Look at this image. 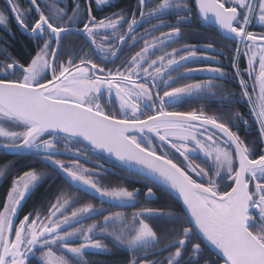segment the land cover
I'll return each instance as SVG.
<instances>
[{
	"label": "snow or ice",
	"instance_id": "obj_1",
	"mask_svg": "<svg viewBox=\"0 0 264 264\" xmlns=\"http://www.w3.org/2000/svg\"><path fill=\"white\" fill-rule=\"evenodd\" d=\"M27 2L30 7L21 10L20 0H5L12 18L33 38L37 51L24 63L8 55L11 62L0 67V147L28 152L53 167L73 187L90 191L104 202L120 207L139 203L140 189L105 186L98 179L107 171L103 165L97 163L99 170H92L79 163L81 157L89 159L86 146L73 152L76 159L71 163L56 158L66 154V142H87L92 152L108 153L127 164L129 171L137 168L143 174L140 182L146 185V202L156 198L155 188H166L181 198L183 211L176 214L143 206L130 217L122 212L110 213L102 222L72 227L106 209L86 203L67 214L77 201L62 192L54 202L24 215L16 224L26 193L48 175L30 169L13 181L0 210V264H31L29 256L37 252L40 264H71L54 248L70 254L76 264H88L84 259L87 249L107 248L94 239L96 235L111 236L130 252L140 253L133 255L129 264H198L197 254L202 252L204 241L218 250L223 264H264V154L252 158L254 150L229 127L238 120L247 121L230 110L214 115L203 110H166L188 97L215 95L213 90L222 87L212 81L172 87L181 77L194 72L226 76L218 67L185 68L175 78L169 75L196 58V52L190 51L196 46L172 48L152 58L157 50L182 35L179 25L190 22L192 8L186 0L183 4L160 0L151 8V0H138L139 17L133 13L129 19L115 12L100 20L90 6L81 12L77 4L68 15L67 8L57 6L63 0ZM96 3L106 5L110 0ZM195 4L199 16L211 18L221 30L247 46L250 69L259 53V108L252 111L264 142V32L248 31L254 20L264 27V0H195ZM172 9L177 10L175 25L159 19ZM153 19L158 23L134 35L138 25ZM7 23L8 18L0 11V25L7 28ZM124 25L126 30L121 31ZM163 27L170 30L150 41L143 39ZM102 33L105 35L98 42ZM69 35L84 38L78 48L64 43ZM141 40L143 46L138 51L115 65L125 45L134 48ZM253 46H258V53ZM181 52L185 54L179 55ZM240 54L237 48L233 67ZM93 55L102 64L113 63L114 68L102 67L90 58ZM235 75L240 76L238 68ZM239 83L241 97L251 102L248 85L243 79ZM162 88L169 90L161 94ZM232 96L235 94H225L223 99L231 100ZM114 103L118 108L112 107ZM5 125L20 130H9ZM154 139L160 143L155 144ZM62 141L65 152L57 147ZM197 153L202 154L205 166L194 163L192 157ZM176 154L182 159L178 160ZM159 217L168 218L172 226L158 229L150 221ZM193 238L201 242L192 243ZM189 243L191 252L185 259ZM169 249L174 251L167 257L147 259Z\"/></svg>",
	"mask_w": 264,
	"mask_h": 264
},
{
	"label": "flooded vegetation",
	"instance_id": "obj_2",
	"mask_svg": "<svg viewBox=\"0 0 264 264\" xmlns=\"http://www.w3.org/2000/svg\"><path fill=\"white\" fill-rule=\"evenodd\" d=\"M39 2V0H38ZM160 0H151V5L149 8L154 7L158 4ZM179 3L183 4L185 0H178ZM187 5L192 8V16L189 23H184L179 25L182 30V35L173 43L167 44L163 49L157 50L153 55V59L157 56L164 54L165 52H171L172 48H180L184 46H196L191 47L190 51L196 52V58L189 63H186L183 67L176 69L175 71H170L169 75L176 77L178 73L184 72L185 68H204V67H218L226 73V76L221 78L218 75L214 76L207 72H194L190 76L181 77L173 83L172 87L182 86L185 83H194L200 81H212L215 84L221 85L222 87L213 90L215 95H208L207 97L200 99L195 97H188L183 99L182 102L174 107H169L168 111H200L203 110L207 115H214L225 111H231L232 113L242 114L244 120L247 121L245 124L242 120L235 122V126L229 124L231 130L237 133L244 144H246L250 149L254 150V156L252 158H258L259 155L264 154V142H262L259 128L260 124L256 118L255 113L252 111L253 107L259 108V97L260 88L259 82L256 79L259 75V53L258 46H253L254 50H257V58L253 62V66L250 69L248 63V57L251 55L247 51V46L239 42L238 38L225 37L215 26L210 25L201 16L197 14V9L194 0H186ZM118 3V4H116ZM127 0H110L109 4L98 5L96 0H63V3H58V7L67 8L68 15L73 14V9L78 4L80 6L81 12H84L87 7H91L92 14L100 20L104 17L111 16L112 13L122 12L129 19H131L132 14L135 13L139 17L140 9L138 7V0L130 2L127 5ZM116 4V5H114ZM231 6V5H226ZM27 0H20L21 10L29 8ZM0 11L4 12L5 16L8 18L7 28L0 25V67H3L4 63H10L7 60V56L11 55L20 63H24L26 60H30L32 56L36 54V46L33 38L25 32L12 18V13L8 11V5L5 0H0ZM177 10L172 9L167 12V14L161 16L159 19L167 24L175 25L177 19ZM47 14V13H46ZM184 15V13H179ZM33 17L36 15L33 12ZM86 18V17H85ZM158 23L157 20H148L145 23L138 25L135 29L134 35L139 36L146 29L151 28L152 24ZM126 25L121 31L126 30ZM169 27L159 28L156 31L151 32L149 35L144 36V40H151L152 37L159 36L161 32H168ZM248 31L254 33L264 32V27L260 26L255 20L248 27ZM105 34L102 33V39ZM82 36L69 35L65 38L64 43L66 45H71L78 48L80 43L83 41ZM211 44V48H205L206 45ZM143 46V40H141L134 48H129L127 45L124 47V51L120 53V57L115 60V65H119L121 60L124 59L129 53L134 54L138 51L140 47ZM241 49V54L239 55V72L240 76H236L238 65L233 67V59L236 57V49ZM6 50V51H4ZM87 51V48H85ZM181 52L179 55H184ZM96 63H101L100 59L93 55L90 57ZM207 58V59H206ZM238 59V58H237ZM102 67L107 69L114 68L113 63L102 64ZM246 82L248 85V91L251 96V102L248 97H241L240 88V78ZM167 79V76L165 77ZM141 83L145 81L141 80ZM151 87V85H149ZM169 89L162 88L160 93ZM235 94L231 97V100L223 99L225 94ZM115 100V97H113ZM112 107L118 108V103H114ZM150 114V113H147ZM143 119V117H141ZM9 127V130L19 131L20 129ZM219 135V134H218ZM47 138V137H46ZM2 139V138H0ZM68 148L65 155L57 156V159L65 160L71 163L76 157L73 155L78 148L86 146L88 148L86 155L89 157L85 160L83 157L79 159V163L84 167L99 170L96 168V164L99 163L103 165V168L107 171L98 179L105 186H127L129 189L138 188L141 190L140 202L134 206H115L99 199L94 193L90 191H82L79 188L73 187L65 177L59 174L53 167L44 163L41 159L29 154L24 150L11 151V149H5L0 147V169H3V175L0 176V210H3V205L7 201L8 192L12 188L13 181L17 176L22 175L24 172L30 169L43 170L48 173L42 181L35 186L29 193H26L25 199L21 202L19 210L17 212L14 222L19 223V220L23 218L24 215L35 211H41L49 201H55L56 197L61 195L63 192L66 196L72 200L77 201L73 203L72 208L68 210L67 214H70L71 210L77 207H81L86 203H91L96 209H106V211L99 212L96 215L89 216L83 220H80L78 224L72 225V227L87 226L93 223H98L103 221V217L109 215L110 213L122 212L127 216L135 211H138L143 206L161 207L165 208L166 211L171 210L173 213L181 214L183 211L182 204L180 201L167 189L165 188H155L156 198L149 202H146L143 197V193L146 192L145 183L140 182L142 174L123 165L119 161L101 154L99 152H92L90 146L87 144H77L74 141L66 142ZM155 144H159L158 140L154 139ZM62 152H65V142H60L57 144ZM167 150V149H166ZM177 159H182L179 154H176ZM199 157V158H197ZM194 163L205 166L202 163L203 156L200 153L195 154L192 157ZM128 177H131L130 179ZM150 183V182H149ZM165 206H171L170 209ZM150 222L160 229H167L171 227V223L168 218L159 217L154 218ZM103 227V224L101 223ZM71 230V229H65ZM94 239H99L103 244L107 245L106 249H93L89 248L84 253V259L87 260L88 264H129V260L133 255H140V253H132L125 246L117 244L111 236L107 235H96ZM200 239L193 238L192 243H199ZM57 255H64L71 261V264H76V260L67 252H59L55 248ZM142 251V250H141ZM170 251L174 249H169L168 251H163L159 253L158 257H153L149 255L148 260L154 258L167 257ZM191 252V243L188 244L185 249V259ZM40 253L37 252L35 255H30L29 260L31 264H40L37 257ZM198 264H205L208 261L209 264H223V259L215 253L205 242L202 243V252L197 254Z\"/></svg>",
	"mask_w": 264,
	"mask_h": 264
},
{
	"label": "water",
	"instance_id": "obj_3",
	"mask_svg": "<svg viewBox=\"0 0 264 264\" xmlns=\"http://www.w3.org/2000/svg\"><path fill=\"white\" fill-rule=\"evenodd\" d=\"M194 2H195V0H194ZM196 5V4H195ZM206 22L207 23H209L210 25H212V26H215L225 37H231L232 35H230V34H228V33H226V32H224L223 30H221L220 28H219V26L217 25V24H215V22L211 19V18H209L208 20H206ZM83 143H85V144H87V142H83ZM12 151V150H11ZM101 154H104V155H106V156H109V157H111V158H113V159H115V160H117L114 156H111V155H109L108 153H101ZM118 161V160H117ZM120 162V161H119ZM120 163H122V162H120ZM123 165H126L127 167H129L127 164H124V163H122ZM132 170H134V171H136V172H138V173H140L139 172V170L137 169V168H132ZM140 174H142V173H140ZM143 175V174H142ZM166 189V188H165ZM169 191V190H168ZM179 201H180V203L182 204V200H181V198L178 196V194L175 192V191H170ZM182 207H183V205H182ZM215 253H217L219 256H220V253L218 252V250H216L213 246H211L210 244H208L206 241H204ZM221 257V256H220Z\"/></svg>",
	"mask_w": 264,
	"mask_h": 264
},
{
	"label": "trees",
	"instance_id": "obj_4",
	"mask_svg": "<svg viewBox=\"0 0 264 264\" xmlns=\"http://www.w3.org/2000/svg\"><path fill=\"white\" fill-rule=\"evenodd\" d=\"M132 1H135V0H127V5H129V4H131L130 2H132ZM116 4H118V3H116ZM116 4H114V5H116ZM149 6H152L151 4H149Z\"/></svg>",
	"mask_w": 264,
	"mask_h": 264
},
{
	"label": "built area",
	"instance_id": "obj_5",
	"mask_svg": "<svg viewBox=\"0 0 264 264\" xmlns=\"http://www.w3.org/2000/svg\"><path fill=\"white\" fill-rule=\"evenodd\" d=\"M238 62H239V57H238L237 62H236L237 65H238ZM238 69H239V65H238ZM241 79H242V77L240 78V80Z\"/></svg>",
	"mask_w": 264,
	"mask_h": 264
}]
</instances>
